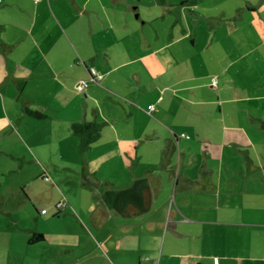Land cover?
<instances>
[{
	"label": "crops",
	"instance_id": "0c3cea01",
	"mask_svg": "<svg viewBox=\"0 0 264 264\" xmlns=\"http://www.w3.org/2000/svg\"><path fill=\"white\" fill-rule=\"evenodd\" d=\"M263 119L264 0H0V264H264Z\"/></svg>",
	"mask_w": 264,
	"mask_h": 264
},
{
	"label": "trees",
	"instance_id": "16d2710c",
	"mask_svg": "<svg viewBox=\"0 0 264 264\" xmlns=\"http://www.w3.org/2000/svg\"><path fill=\"white\" fill-rule=\"evenodd\" d=\"M91 68L96 70L94 67H89V76L82 78L86 81V86L80 91L74 86L76 91H83L89 83L100 82L102 74L96 70L97 73L101 74V78H95L90 71ZM25 109L29 114L35 117L43 116L39 111L30 110L27 107H25ZM261 125L262 128H264V119L261 121ZM101 127V123L91 120L72 122L71 130L77 136V150L79 152L83 153L87 151L91 144L98 139L101 133ZM102 200L109 208L115 210L123 217H131L136 214L144 213L148 211L151 206V189L149 182L146 177H139L124 188H105L102 193ZM41 236V233H37L33 235L30 240L38 239Z\"/></svg>",
	"mask_w": 264,
	"mask_h": 264
},
{
	"label": "rangeland",
	"instance_id": "374dc122",
	"mask_svg": "<svg viewBox=\"0 0 264 264\" xmlns=\"http://www.w3.org/2000/svg\"><path fill=\"white\" fill-rule=\"evenodd\" d=\"M253 29L255 30V31H258V25H257V21H253ZM252 39L254 40V37L252 36ZM252 40V41H253ZM215 80H216V77L215 76H213L212 77V83L213 82H215ZM250 93H251V95H254V92H252V91H250ZM236 99H237V96H234ZM240 100V99H239ZM8 182H13V180L12 179H8L7 180ZM38 186V185H37ZM28 189H30L29 188V186L27 187ZM40 189H42L41 187H36V189H35V191H39ZM46 209V208H45ZM34 212L33 213H35V215H40L39 213H38V211H36L35 209L33 210ZM70 212V211H69ZM71 212H73V211H71ZM68 212H66V210H62L61 212H60V214L59 215H56V214H53V213H51V217L53 218V219H55V218H57L54 222H53V224H52V227H56V228H58V229H64L65 227H66V224H67V222H73V219L71 218V217H68V214H67ZM74 236H76V234H78V235H80V230H78L77 232H76V230H75V227H74ZM73 235H72V237H73Z\"/></svg>",
	"mask_w": 264,
	"mask_h": 264
},
{
	"label": "built area",
	"instance_id": "2783aa9c",
	"mask_svg": "<svg viewBox=\"0 0 264 264\" xmlns=\"http://www.w3.org/2000/svg\"><path fill=\"white\" fill-rule=\"evenodd\" d=\"M91 73L94 75L95 78L100 79L101 78V74L97 73L96 70H94L93 68H91ZM86 86V81L81 79L79 81H77V83L75 84V87L78 91L82 90L84 87ZM150 108H152V104H149L147 106V109L149 110ZM40 212H45V208H41ZM218 261V257L214 258V262L217 263Z\"/></svg>",
	"mask_w": 264,
	"mask_h": 264
}]
</instances>
